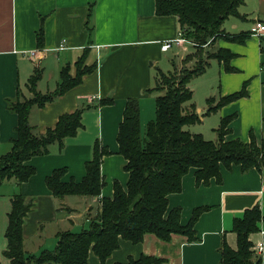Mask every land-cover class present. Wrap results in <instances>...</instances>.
<instances>
[{
    "label": "crops",
    "instance_id": "0c3cea01",
    "mask_svg": "<svg viewBox=\"0 0 264 264\" xmlns=\"http://www.w3.org/2000/svg\"><path fill=\"white\" fill-rule=\"evenodd\" d=\"M239 13L244 19L231 17L226 20L224 30L227 33H251L256 22L264 23V0H246ZM42 26L44 44L39 48L38 35ZM179 33L176 17L156 15L155 0H0V150L8 153L11 141L17 138L18 116L9 111L8 102L16 98L19 90L25 97H32L27 84L35 69L43 71L37 90L45 95L56 91L64 67H71L72 75L75 74V64L83 55L86 65L96 66L79 85L32 112L31 124L42 134L55 128L61 116L78 110L83 112V127L75 137L65 140L63 148L55 144L50 147L49 154L29 162L36 168V174L21 187L26 202L33 203L22 228L25 251L29 255H38L46 249L52 251L59 233L80 231L77 225L81 217L91 222L93 213L97 215L100 211L101 200L113 198L115 182L127 190L129 174L123 170L126 160L119 154L117 142L124 111L129 99H138L142 129L152 121L143 120V106L152 100L155 103L149 90L155 87L159 65L169 54L179 57L181 62L194 52L190 51L189 43H173L168 51L162 50L165 44L176 41ZM209 48L226 49L234 54L231 66L237 72L227 73L223 64L210 62L208 69L216 68L218 86L213 84L207 90L204 103H194L200 117V123L191 126L197 127L194 133L205 135L200 125L206 124L212 114L215 118L211 121L212 127L218 125V128L222 119L237 115L226 141L249 143L252 132L261 143L264 139V34L253 35L243 44L219 40ZM45 80L53 81L52 90L46 92L49 83ZM245 82H250L247 98L210 112L212 107L208 99L219 101L240 92ZM50 87L51 84L47 89ZM107 99L114 103L102 106L100 102ZM97 142L111 152L104 157L101 167L106 182L102 195L83 200L69 196L60 207L47 187V177L57 169H66L64 182L72 179L82 182L86 177V163L93 158ZM221 173V184L212 179L209 186H198L195 171L191 170L183 178L182 192L168 197L169 211L181 209L183 226L189 223L196 208H211L201 215L195 226L198 242L189 243L186 237L178 235L168 243L152 235H147L140 244L122 240L120 248L105 264H126L131 258L138 260L143 255L163 259V264H220L224 240L231 248H237L234 220L242 219L245 211L256 206L264 215V171L243 173L240 167L234 166L231 170L223 167ZM9 183L12 184L10 192L0 194L1 264H12L3 255L7 247L5 232L12 195L16 191V185ZM258 228L259 232L250 238L254 247L264 243V220ZM36 241L43 245L39 248L36 244L37 250L32 251ZM48 241H51L49 246ZM259 259L264 264V254L259 255ZM88 264L102 263L91 251Z\"/></svg>",
    "mask_w": 264,
    "mask_h": 264
},
{
    "label": "trees",
    "instance_id": "16d2710c",
    "mask_svg": "<svg viewBox=\"0 0 264 264\" xmlns=\"http://www.w3.org/2000/svg\"><path fill=\"white\" fill-rule=\"evenodd\" d=\"M156 15L174 16L178 19L180 32L194 48V52L183 58L179 65L171 60L173 71L164 73L157 70L155 87L150 89L155 96L156 116L142 129L141 105L138 99H129L120 125L117 142L119 154L126 164L123 170L129 174L127 190L119 182L114 184L113 198H103L101 208L89 228L81 232L66 231L57 235L58 243L53 251L44 250L38 255L25 251L22 228L24 220L33 208L22 194L12 199L5 232L7 241L3 255L12 264H88L92 251L105 264L122 240L140 244L147 235L170 242L173 236L186 237L189 243L199 241L195 226L201 215L210 207L193 211L186 226L181 224L180 208L169 211L172 194L182 192L183 178L195 171L197 185L209 186L212 179L222 183V168L231 170L234 166L243 173L251 170L264 171V139L258 143L251 132V141H226L231 133L230 125L237 118L232 115L221 120L216 141H207L202 134H193L188 127L200 123L197 108L193 103L191 83L203 76L211 61L223 64L227 73H236L231 66L235 58L229 50L206 51L217 41L243 44L252 33L233 35L224 30L226 20L231 17L244 19L239 8L246 0H155ZM39 48L44 44V27L38 35ZM206 58H203L204 55ZM76 72L66 66L61 71V81L55 92L42 94L37 90L43 78V71L35 69L27 87L32 94L25 97L19 90L15 99L8 102V109L18 116L15 128L17 138L11 141V150L0 156V185L14 180L19 186L27 183L36 174V168L29 162L49 154L50 147L58 144L64 147L67 138L75 137L83 127V112L78 110L59 118L55 128L39 133L32 126L30 118L35 108L42 109L48 103L79 85L85 75L96 66L86 65L83 55L77 63ZM250 82H245L240 92L222 97L217 101L208 99L210 112L249 96ZM102 106L112 105V99L102 100ZM111 152L97 142L93 158L86 163V177L82 182H64L66 169H57L47 177L46 184L52 195L63 202L66 197L99 198L106 185L101 167L103 159ZM63 205L61 204L60 207ZM264 215L258 206L245 211L242 219H235L233 232L237 237V248L233 249L223 241L220 264H262L254 251L251 235L259 232L258 224ZM165 260L143 255L130 259L126 264H163ZM1 264V262H0Z\"/></svg>",
    "mask_w": 264,
    "mask_h": 264
},
{
    "label": "rangeland",
    "instance_id": "374dc122",
    "mask_svg": "<svg viewBox=\"0 0 264 264\" xmlns=\"http://www.w3.org/2000/svg\"><path fill=\"white\" fill-rule=\"evenodd\" d=\"M189 48H190V51H192V50H194V48L193 47H191V46H189ZM210 49L211 48H209L208 47V49H206V51H210ZM212 50V49H211ZM207 57V55L205 54L204 56H203V58H206ZM166 61H164V63L162 62L160 65H159V67H158V69L157 70H161L162 72H164V73H167V72H170V71H173L174 70V67H173V65L171 64V62H169L170 60H175V62H176V64L177 65H179L180 63V60H179V57H172V55L171 54H169V57H166ZM214 63V65H216V63L215 62H213ZM213 67H216V66H213ZM216 68H211V69H208L207 70V74L206 75H204L203 77L201 76V77H199V78H196V79H194L193 81H192V88H193V90H194V93H195V95H194V100H193V103H197V102H202V103H204V97H205V95L204 94H206L207 93V90L209 89V88H212V86H213V84L214 85H216V86H218V82H215V80H217V74H216V70H215ZM45 83H49L46 87H45V90H46V92L48 91V90H52V84H53V81H47V80H45ZM51 84V87L49 88V89H47L48 88V86ZM214 89H216V87H213ZM154 97L155 96H158V94L157 93H154V94H152ZM29 98H30V95H29ZM204 99V100H203ZM143 112H144V115H143V120H145V119H147L148 120V122L150 121V120H153L154 118H155V110H156V108H155V103H154V101L152 100L149 104H144V106H143ZM207 110V109H206ZM212 119H215L214 118V114H212L211 115V117L209 116L208 117V119H207V121H206V124H204V125H200V127H202L201 128V130H203L204 132H205V135L203 134V136H204V138L207 140V141H216L217 140V138H216V134H215V129H217L218 127V125H215V127H212L213 125L211 124V121H212ZM145 122V121H144ZM199 127V126H198ZM197 129V127H188V129L192 132V133H194V132H197V131H195L196 129ZM143 132H144V130H143ZM195 134V133H194ZM196 134H198V133H196ZM200 134H202V133H200ZM4 154H6V152H3L2 150H0V156H2V155H4ZM9 182H11V183H14L15 185H16V191L14 192V194L12 195V199H13V197L15 196V195H18V194H21V187L22 186H19L17 183H16V181H14V180H11V181H6V182H4L3 183V185L0 187V194H6V193H9L10 192V187H11V185L12 184H10ZM0 199H1V197H0ZM79 199H84V198H81V197H79ZM64 201V200H63ZM79 201H81V200H79ZM57 202H58V205H61L62 204V202H59L58 200H57ZM82 206H80V208H81ZM96 217V214H95V212L93 213V218L92 219H94ZM90 221H86V218H83V217H81L80 219H79V223H78V225H77V230H80V231H78V232H81V229L82 228H89L90 227ZM84 226V227H83ZM73 232H76V231H73ZM39 246V248L43 245V243L41 242H38V241H36L35 242V244L34 245H32V246H34V248L33 249H31L32 251H36L37 250V245ZM49 245H51V241H48V243H47V246H49ZM28 246V245H27ZM39 248H38V250H39ZM56 248V247H55ZM54 247H52V251L55 249ZM46 250H48V249H46ZM49 251H51V250H49Z\"/></svg>",
    "mask_w": 264,
    "mask_h": 264
},
{
    "label": "built area",
    "instance_id": "2783aa9c",
    "mask_svg": "<svg viewBox=\"0 0 264 264\" xmlns=\"http://www.w3.org/2000/svg\"><path fill=\"white\" fill-rule=\"evenodd\" d=\"M252 35L254 36H261L262 34H264V23L262 22H256L252 28V31H251ZM176 44V45H179V44H185V43H188L186 41V39L183 37V34L182 32L179 33V38L174 41V42H169L167 44H165L163 47H162V50L163 51H168L169 49L172 48V45ZM32 56H35V53H31ZM254 251L258 254V255H263L264 254V243H259L257 244L255 247H254Z\"/></svg>",
    "mask_w": 264,
    "mask_h": 264
}]
</instances>
